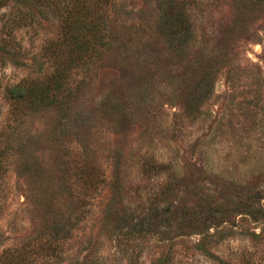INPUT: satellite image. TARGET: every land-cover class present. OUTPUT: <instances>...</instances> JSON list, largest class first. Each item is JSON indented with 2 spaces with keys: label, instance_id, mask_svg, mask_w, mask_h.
Returning a JSON list of instances; mask_svg holds the SVG:
<instances>
[{
  "label": "rangeland",
  "instance_id": "obj_1",
  "mask_svg": "<svg viewBox=\"0 0 264 264\" xmlns=\"http://www.w3.org/2000/svg\"><path fill=\"white\" fill-rule=\"evenodd\" d=\"M101 2L110 47L8 130L66 47L53 0H0V264H264V0Z\"/></svg>",
  "mask_w": 264,
  "mask_h": 264
},
{
  "label": "trees",
  "instance_id": "obj_2",
  "mask_svg": "<svg viewBox=\"0 0 264 264\" xmlns=\"http://www.w3.org/2000/svg\"><path fill=\"white\" fill-rule=\"evenodd\" d=\"M31 5L36 6L38 2L45 0H28ZM48 1V0H47ZM54 13L58 19V32L56 41L50 42L49 47H66L63 50L66 59L65 64L61 63L54 72L50 74L45 73L42 77L28 78L19 85L13 86L9 89L8 99L10 100L11 113L13 114L12 122L8 126L12 127L18 121L26 119L25 117L37 110H53L58 106V98L62 91L71 90L77 87L76 81L79 70L84 69V66L89 59L93 58L97 53L99 55L110 47L112 41L106 28L105 18L101 12L103 7L101 0H53ZM168 12V11H167ZM26 14H22V19ZM170 42L177 40V33L174 29L175 25H179V21L173 14L168 17ZM88 65V64H87ZM25 110V111H22ZM12 125V126H11ZM7 135V131L0 132V137ZM0 156H3L0 153ZM0 157V167L1 164ZM2 185V176L0 174V187ZM70 215V214H69ZM68 215V216H69ZM67 216V217H68ZM71 219V215L67 218ZM59 223H56L58 226ZM64 227L60 230L65 229ZM209 227L203 229L206 239L205 244L199 241L194 243L195 249L205 250L208 248L206 245L211 243L216 244L222 240L225 230H216L209 232ZM65 230H68L66 228ZM56 234H59L56 228ZM221 234V238L217 239ZM212 245V244H211ZM192 247V246H191ZM5 264H10L5 261ZM223 264H229L223 262ZM244 264H251L250 260H245Z\"/></svg>",
  "mask_w": 264,
  "mask_h": 264
}]
</instances>
